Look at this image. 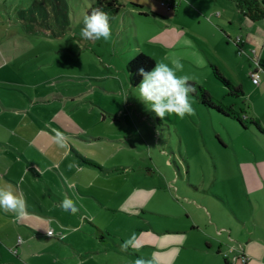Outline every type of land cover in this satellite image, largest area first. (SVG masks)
Wrapping results in <instances>:
<instances>
[{"label": "rangeland", "instance_id": "rangeland-1", "mask_svg": "<svg viewBox=\"0 0 264 264\" xmlns=\"http://www.w3.org/2000/svg\"><path fill=\"white\" fill-rule=\"evenodd\" d=\"M92 1L0 0V100L19 109L13 111L14 127L44 150L45 159L59 163V185L52 183L58 205L46 231L78 229L73 235L81 242L104 241L112 247L101 257L108 264H133L160 243L174 251L175 264L184 257L213 260L216 249L205 253L202 232L215 224L228 228L230 209L250 210L231 145L259 142L233 121H221L195 96L190 115L157 116L135 97L126 66L139 53L170 65L179 58L178 75L224 104L244 108L257 100L249 97L252 69L245 73L255 61L239 55L232 40L237 31L213 37L217 23L207 19L206 25L193 9L184 11V0H118L109 41H88L80 29ZM184 25L195 52L191 60L184 57L186 48L165 53L161 42L182 36ZM201 36L209 38L207 49L200 47ZM201 60L212 62L246 98L228 95ZM56 131L68 138L67 148L53 142ZM65 199L76 213L61 210ZM41 204L50 202L44 198ZM197 225L199 231L191 232ZM184 235L200 249H185ZM129 238L132 244L122 249Z\"/></svg>", "mask_w": 264, "mask_h": 264}, {"label": "crops", "instance_id": "crops-1", "mask_svg": "<svg viewBox=\"0 0 264 264\" xmlns=\"http://www.w3.org/2000/svg\"><path fill=\"white\" fill-rule=\"evenodd\" d=\"M186 9H193L206 25L207 19H213L217 23L218 28H213V37L222 39L228 33L237 31L236 37H240L241 42L236 45L234 42L236 37L232 40L237 49L242 51L239 55L250 56L264 67V21H250L242 16L235 4L229 0L207 2L202 0L201 5L200 3L194 5L192 0H184V11ZM118 13L111 21L116 19ZM179 27V32L184 35V41L182 36H175L174 41H161L162 46L165 53L180 47L186 48L184 57L191 60L193 59L191 55H195V52L189 49L192 43L187 28L185 25L184 28ZM197 40L201 43V48L207 49L208 36H201ZM245 58L244 62L248 61V58ZM210 63L212 62L208 60V64ZM198 64L202 65V68L208 66L203 60ZM250 69L253 71L255 67L251 66L247 71L245 70L246 75ZM251 90L249 97L256 95L254 100H257L250 102V106L236 108L235 103L230 105L235 109H244L246 121L257 120L260 128L254 127L249 122L246 128H242L235 120L213 113L221 121H233L239 132H249L255 138V142H259L252 146L231 145L250 210L238 214L230 209L231 225L228 228L215 224L210 232H202L205 253L213 254L215 248L216 259L184 257L182 264H224L225 259L230 264H264V108L260 107L264 106V73L260 75L257 85L251 82ZM240 97L246 98V94L243 92V96ZM13 111L18 112L19 109L0 100V187L11 186L18 195L22 194L26 213L0 209V264H108L101 257L109 253L112 247L102 240L81 242L73 235L78 229L58 228L56 234L53 232L51 236L47 235L49 230L46 231V227L53 225L55 218L52 214H55L54 209L58 205L54 186L59 185L55 175L59 163L50 158L45 159L44 150L29 143L28 136L21 132L19 126L14 127ZM216 137L219 146L223 150L227 149L228 145L223 139L219 135ZM57 173L59 174L58 171ZM44 198L50 202L46 208L41 204ZM192 231H199V226H195ZM180 233L175 232L176 235ZM184 233L187 234L185 230ZM60 234L64 236L62 240L61 236H58ZM185 235V249H200L199 246L190 244ZM168 249L167 243L152 246L153 253L145 259L151 260L153 264H175L173 256L175 253L167 251ZM241 255L245 257V261H241Z\"/></svg>", "mask_w": 264, "mask_h": 264}, {"label": "clouds", "instance_id": "clouds-1", "mask_svg": "<svg viewBox=\"0 0 264 264\" xmlns=\"http://www.w3.org/2000/svg\"><path fill=\"white\" fill-rule=\"evenodd\" d=\"M80 35L91 42L102 41L107 43L110 39L109 17L96 9L86 13L83 17ZM182 67V62L177 59L171 65L163 61L155 62L154 67L147 71L142 67L139 68L137 72L142 79L134 87L137 92L135 97L162 118L169 114H175L179 118L190 115L194 111L192 94L196 93L197 87L189 82L187 75H178ZM67 139L60 131H56L52 136L53 142L60 149L67 148ZM60 207L65 212L76 213L78 210L76 205L68 199L63 200ZM0 209H10L25 214L23 195H18L11 186L0 187ZM131 244V238L125 239L121 243V248L128 249ZM133 264H153V262L143 257H137Z\"/></svg>", "mask_w": 264, "mask_h": 264}, {"label": "trees", "instance_id": "trees-1", "mask_svg": "<svg viewBox=\"0 0 264 264\" xmlns=\"http://www.w3.org/2000/svg\"><path fill=\"white\" fill-rule=\"evenodd\" d=\"M233 2L238 9L239 13L248 18L252 22L264 21V0H229ZM121 8V4L118 0H94L91 3L89 9L86 13L91 12L93 9L99 10L109 17V22L118 13ZM155 62L149 57L142 53L137 54L135 57L131 58L127 62L126 72L129 80V84L135 87L139 84L142 77L138 74L137 70L139 68H144L146 71L154 67ZM213 71L214 77L219 80L222 85L227 89L228 95L233 96H243V91L239 86L233 85L227 78H225L214 66L210 65ZM190 83H193L189 81ZM197 87L196 93L192 95L195 96L198 101L205 106L209 111L216 114L231 118L235 120L242 128H246L249 122L256 128H260L257 120L249 119L246 121L244 114V109H235L233 105H226L220 100L211 96L203 87L198 84L193 83ZM224 264H230V262L225 259Z\"/></svg>", "mask_w": 264, "mask_h": 264}, {"label": "built area", "instance_id": "built-area-1", "mask_svg": "<svg viewBox=\"0 0 264 264\" xmlns=\"http://www.w3.org/2000/svg\"><path fill=\"white\" fill-rule=\"evenodd\" d=\"M167 7H172V5L167 4ZM234 42L236 45H238L241 42L240 37H236ZM238 53H242L241 49L238 50ZM262 73H264V67L255 62V69L250 73V80L254 85H257L259 83L260 75ZM48 235L51 236L52 232L48 231ZM241 261H245V257L243 255H241Z\"/></svg>", "mask_w": 264, "mask_h": 264}]
</instances>
